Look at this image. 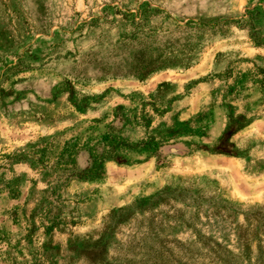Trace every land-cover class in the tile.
Returning <instances> with one entry per match:
<instances>
[{
    "label": "rangeland",
    "instance_id": "obj_1",
    "mask_svg": "<svg viewBox=\"0 0 264 264\" xmlns=\"http://www.w3.org/2000/svg\"><path fill=\"white\" fill-rule=\"evenodd\" d=\"M0 264H264V0H0Z\"/></svg>",
    "mask_w": 264,
    "mask_h": 264
},
{
    "label": "trees",
    "instance_id": "obj_2",
    "mask_svg": "<svg viewBox=\"0 0 264 264\" xmlns=\"http://www.w3.org/2000/svg\"><path fill=\"white\" fill-rule=\"evenodd\" d=\"M97 173H98V168H96V169H95V172H94V174H97Z\"/></svg>",
    "mask_w": 264,
    "mask_h": 264
}]
</instances>
